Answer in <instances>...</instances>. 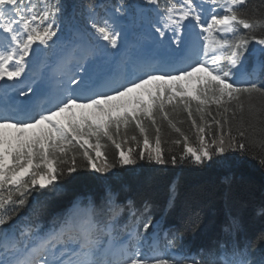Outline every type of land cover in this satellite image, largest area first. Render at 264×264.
<instances>
[{
    "label": "snow or ice",
    "instance_id": "6c2138e0",
    "mask_svg": "<svg viewBox=\"0 0 264 264\" xmlns=\"http://www.w3.org/2000/svg\"><path fill=\"white\" fill-rule=\"evenodd\" d=\"M0 81V264H264V230L250 236L229 195L233 167L264 170V0H0ZM144 160L230 169L202 243L184 239L197 208L165 226L130 195L126 166ZM251 212L264 221V197Z\"/></svg>",
    "mask_w": 264,
    "mask_h": 264
},
{
    "label": "trees",
    "instance_id": "16d2710c",
    "mask_svg": "<svg viewBox=\"0 0 264 264\" xmlns=\"http://www.w3.org/2000/svg\"><path fill=\"white\" fill-rule=\"evenodd\" d=\"M215 106L209 111L217 119ZM241 114L237 112L233 118V125L239 121ZM244 120L249 119L247 110L243 114ZM231 118V117H230ZM176 126L189 137L191 146H197L198 133L191 126L186 113L179 112L171 116ZM208 125L212 121L205 117ZM198 123H202L199 122ZM163 140L167 148L179 153L183 145H174L171 141L180 139L178 133L168 126L167 121L161 124ZM204 135L210 137L212 133L205 128ZM264 137L257 135V142ZM108 154H114V149L109 147ZM229 156L236 157L238 153H230ZM167 158V156H166ZM230 169L223 165H213L210 168H198L194 165H161L147 160L138 161L136 165L126 166L125 175L131 187L130 195L138 198L147 197L154 205L155 218L161 208L172 199V206L167 212V220H173L176 226L182 224L188 217L192 207L200 211L201 229L196 232H186L190 235L189 240L196 238L202 243L206 238L205 226H210L212 221L218 218L225 209V188L220 184V177ZM234 172L236 182L230 191V201L234 208L240 212L246 231L250 236L255 237L261 230H264V221L253 217L251 209L264 197V170L260 169L255 161L247 158L246 162L240 163L231 169ZM90 182L89 173H83L74 185L68 186V191L59 197L51 198L47 203L45 218L54 214L60 207V203L66 196L71 194L73 187L87 185ZM174 189V191H173ZM185 233V234H186Z\"/></svg>",
    "mask_w": 264,
    "mask_h": 264
}]
</instances>
